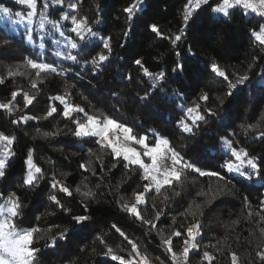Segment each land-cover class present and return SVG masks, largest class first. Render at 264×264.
Here are the masks:
<instances>
[{
  "label": "snow or ice",
  "instance_id": "obj_1",
  "mask_svg": "<svg viewBox=\"0 0 264 264\" xmlns=\"http://www.w3.org/2000/svg\"><path fill=\"white\" fill-rule=\"evenodd\" d=\"M86 2L14 0L13 7L26 6L25 14L24 11H13V7L0 0V14L14 23L24 24V33L19 40L15 36L0 35V57H11L16 61L15 71L12 65H4L6 74L0 75V85L5 84L8 78L23 77L27 80L26 85L9 90L6 101H0V115L6 113L8 116L0 128L26 125L32 120L47 121L59 116L66 122L63 128L58 124L53 125V130L45 132L37 128L32 139L55 140L63 136L64 143L78 145L83 153L77 164L82 179L72 187L67 183L70 173H49L36 162L35 149L27 148L17 182L0 186V264H47V253L55 254L84 234L93 236L90 245L79 249V253L84 254L85 264L89 261L91 264H193L194 257L196 264H220L221 259L227 264H264V191H261L264 189V149L254 154L247 146V138L264 145V108L260 109L255 123L236 124L232 119V106L238 95H245L253 111L256 110L255 100H264V0H184L178 12L179 27L175 31L169 29L165 32L157 23L145 20L144 28L155 37L167 40L169 52H174L176 59L171 60L169 68L163 54L153 57L154 61L163 63V67L156 63L155 71L142 56L127 60L126 64L134 67L127 74L117 70L112 81L114 84L134 85L139 91L129 90L123 95L120 89L113 88V84H109L108 89H101L92 81L112 64L115 48L123 47L133 35L140 18L147 14L151 6L150 0H129L120 9L115 23L120 24L123 17V24H120L116 44L109 26L105 24L108 0H93L84 10ZM60 5L64 7H55ZM205 11L213 26L231 27L233 19L239 14V18L250 25L246 31L254 54L238 66H222L215 58L204 61V68L210 71L211 78L223 87L215 91L201 88L189 100L186 92L173 89L169 93L167 89L173 81L180 83L185 73L195 78L200 71V59L192 47L185 50L181 44L186 42L189 28ZM249 16L251 21L246 19ZM35 33L49 37L58 33L59 39L52 41L56 45L52 55L72 61L77 68V77L81 75L79 69L88 72L90 68L88 86L94 89L97 94L94 98L103 107L97 108L82 93L84 103L74 102L73 86L65 79L62 91L47 95L44 107L38 109L42 115L31 114L30 106L36 107L44 95L41 85L47 83V78L65 77L72 71V66L65 68L55 61L49 62L43 42L38 45L40 51L35 55L24 46L25 43L34 44ZM224 39L223 29L214 32L215 43ZM76 49L79 52L73 54ZM16 51L27 55L16 59ZM121 60L124 57L117 58L116 62ZM258 67L260 72L256 71ZM21 97L23 114L12 119L17 111H21ZM126 97L131 99V106L163 120L172 131L146 128L143 116L139 119L122 118L120 112L129 107ZM109 98L111 106L105 103ZM178 100L183 103H177ZM168 108L173 113L179 112L174 123L171 119L165 120ZM210 122L215 126L214 130L204 128ZM238 133L246 139H234ZM197 134L210 136V143L205 147L215 150L218 167H201L186 159V154L178 150L173 140L177 135L182 140H192ZM18 136L15 130L11 133L0 130V181L9 179V166L17 155L14 145ZM85 144L90 146L85 149ZM47 162L53 163L51 160ZM114 169H122L115 184L112 183ZM205 177L209 183L201 185L187 207L176 212L170 224L158 227L157 222L167 215V211L174 210V206L183 200L189 185L195 186ZM105 178L108 180L106 184ZM93 179L99 181L94 186ZM257 180L260 181V188L257 189L259 199L256 206L253 207L249 197H244L240 216L230 222H221L224 235L216 238L215 242L202 244L207 211L224 198L239 195L252 187ZM133 182L140 190L133 189L128 198L120 195ZM102 187L107 190L106 193L101 191ZM25 192H32L41 201L44 211L30 215L32 210L22 198ZM105 194L114 199H105L103 203L113 204L119 212L140 224L145 229V236L156 234L163 249V258L152 257L146 248H141L140 241L131 238L118 223H111L107 232L97 227L93 205L101 204ZM149 199L152 201L151 218L145 215ZM73 201L78 211L70 206ZM53 219L59 222L54 223ZM242 221L249 224L243 253L239 250L241 234L232 235L235 226ZM112 233L118 234L119 243L109 241ZM177 240L180 242L178 250Z\"/></svg>",
  "mask_w": 264,
  "mask_h": 264
},
{
  "label": "trees",
  "instance_id": "obj_2",
  "mask_svg": "<svg viewBox=\"0 0 264 264\" xmlns=\"http://www.w3.org/2000/svg\"><path fill=\"white\" fill-rule=\"evenodd\" d=\"M2 2L7 6L13 7L14 0H2ZM92 2L93 0H87V2L84 3V10H87L89 3ZM128 2L129 0H108L109 6L106 9L108 15L105 17V24L109 26V30L114 38V44H116V38L121 31L120 24H123V17L120 19V24H116L115 19L119 14L120 9ZM183 2L184 0H150L151 6L148 8L147 14L140 18L133 35L128 38L123 47L115 48L112 64L108 68L104 69L103 73L98 76V79L92 81L93 84L97 85V87L101 89H108V85L113 84V88L120 89L122 95L129 90L132 92L139 91V89L134 87V85L126 86L123 83L114 84L112 81V76L117 72V70H121L127 74L130 68L134 67L126 64V61L137 55L142 56L147 61V65L155 71L157 70L155 68V64L160 63L161 67H163V63L160 60L154 61L153 57H159L161 54H163V60H167L168 67L171 68V60L176 59V57L174 52H169V42L167 40H162L155 37L148 30H146L144 28V21L147 20L148 23H157L165 32H167L169 29L175 31L179 27L178 12ZM55 7L63 8L64 6L60 5ZM26 10V6L22 5H15L13 7V11H24L25 14ZM65 10L71 11L68 9ZM246 19L251 21V16L247 17ZM248 26L250 25L245 24V21L239 18V14L233 19L231 27L228 25L213 26L211 21L208 19L207 11L202 12L197 22L192 25L189 28V31L186 33V42L181 44V48L185 50L189 46L192 47L193 52L200 59V71L196 74L195 78L185 73L184 77L181 78V82H171L167 91L171 93L173 89H179L180 91L186 92L188 99L191 100L194 97V94L201 88L207 87L208 89L215 91L223 87V85L218 84L211 78V73L208 69L204 68L203 62L215 58L221 63L222 66H238L242 61H245L250 54H254L253 50L249 47V39L246 31ZM221 29H223L225 33V39L221 42L223 46H221V43H215L213 41L214 32L220 31ZM23 33V23H14L13 20H9L0 14V35L6 34L7 36H15L19 40ZM34 37V44L25 43L24 45L33 53V55L40 51L38 45L43 42L45 44V51L47 52V60L49 62L55 61L58 65H61L65 68L72 66V71L70 73H66L65 77L47 78V83L41 85L44 90V95L40 97V103L36 107L30 106L31 114L42 115L38 109L44 107V101L47 95H54L57 92L62 91L65 79L69 85L73 86L72 100L74 102L84 103L81 100L82 93L84 96H87L97 108L103 107L104 105L97 103V98H94L97 97L94 89H91L88 86V81L91 78L90 68L88 72H85L83 68L79 69L81 75L80 77H77V68L73 66L72 61H66L62 57L57 58L52 55L56 49V45L52 44V41L54 39H59L58 33L52 37L46 35L42 36L39 33H35ZM60 47L62 48L63 45L61 44ZM179 50L180 49H177V51ZM77 52H79V49L73 50V54H76ZM22 55H27V53H22L19 51L14 52L16 59H19ZM119 57H124V60H121L119 63H117L116 59ZM169 57H171V59H169ZM15 63L16 61L11 57H0V75L6 74L4 65H12L13 70L15 71ZM85 67L87 68L88 66ZM20 70L26 71L25 69ZM260 70L261 69L259 67L256 69L257 72H260ZM133 75L135 76V73H133ZM26 84L27 80L23 77H18L15 79L8 78L5 84L0 85V101H6L9 98V90L13 89L14 87H20ZM110 90L112 89H109V91ZM257 96H259V94H257ZM126 99L129 107L123 108L120 112L119 115L122 118L139 119L141 116H143L146 121V128L156 127L157 129L164 128L168 131H172L171 126L166 124L163 120H159L156 117H151L138 107L131 106V99L127 97ZM105 103L111 106L112 101L109 98L106 99ZM153 103L155 104L157 102L153 101ZM177 103H183V101L178 100ZM255 107L256 110L253 111L252 104L247 101L245 95H238L232 106V119L236 124L241 122L255 123L257 117L260 114V109L264 108V100L256 99ZM245 109H248V111H245ZM23 111L21 97V111H17L16 114L12 116V119H15L19 115L23 114ZM167 112L169 114L165 116V120L171 119L174 123V118L178 117L179 115L178 110L173 113L172 109L168 108ZM7 120L8 116L6 113L4 115H0V124H5ZM65 123L66 122L61 120L59 116H55L54 119H49L47 121L32 120L27 122L26 125H8L5 128H0V130L5 131L6 133H11L14 130L19 133L18 142L14 145V150L17 155L14 159H12L9 166V179L8 181H0V186L7 184L14 185L17 182L16 178L21 173L22 160L28 147H33L35 149L36 162L48 170L49 173L51 171H56L58 173H70V175L67 177L68 185L74 187L77 183H79L82 179V174L77 169V164L79 163L80 159L83 158V153L81 152V149L78 145H67L64 143L65 137L63 136L56 137L55 140H44L40 139L39 137L36 140L32 139V137L36 134L37 128H39L41 132H45L53 130V125L57 124L59 127L63 128ZM204 128L214 130L215 126L211 125L210 122L209 125H204ZM24 133H27V135H24ZM210 139L211 138L208 134H197V136L192 140H182L178 135L173 137L178 150H181L186 154V159H190L193 162L198 163V166L201 167H210L213 165L218 167V164L216 163L217 154L215 150L205 147V145L210 143ZM234 139L245 140L246 138L238 133V136L234 137ZM255 139L258 140L259 138ZM89 146L90 144H85L84 148L86 149ZM247 146L254 154H258L262 151V149H264V145L253 143L252 138H247ZM48 160H51L53 163H48ZM113 171L115 175L112 177V183L115 184L116 180L121 176L122 169H114ZM98 182L99 181L97 179H93V186ZM107 182L108 180L105 178L104 183L106 184ZM208 183L209 180L207 177H205L201 178L195 186L189 185V187L185 190L183 200L174 206V210L167 211V215L162 217L161 220L157 222L158 227L164 228L166 224H170L171 217L175 215L176 212L183 211V208L187 207L188 201L192 199V197L195 195V192L201 187V185L206 186ZM237 187L239 188V186ZM258 188H260L259 180H257L252 187L246 188L245 191L240 192L239 195L226 197L224 200L217 202L216 206L210 211H207L206 217L204 218L205 235L202 244H207L210 241L215 242L216 238L224 235L225 230L223 227H221V222H230L232 220H236L237 217L240 216L244 197H249L253 207H255L259 199L257 193ZM133 189L140 190L137 188L136 182H133L131 185L127 186L126 189L120 193V195L128 198ZM101 191L106 193L107 190L102 187ZM261 191H264V189H261ZM22 198L24 203L32 210L29 213L30 215H35L36 211H44L41 201L35 198L32 192L23 193ZM105 199L111 201L114 199V197L105 194V196L102 198L101 204L93 205V208L95 209L93 218L98 222L97 227L107 232L111 223H118V226L127 232L131 238L140 241L141 248H146L152 257L161 256V258H163V249L159 246L160 241L156 234L153 233L150 236H145V229H143L140 224L134 222L127 215L119 212V210L113 204L103 203V200ZM151 203L152 201L149 199V205L145 211L147 218H151ZM70 206L74 208V211L79 210L75 204V201H73ZM157 206L159 207V205ZM53 222L58 223L59 221L53 219ZM248 231V222L242 221L240 224L235 226V229L232 232L233 236H235L236 233L241 234V247L239 248L241 253H243L245 250L246 245L244 238L248 236ZM108 239L112 243L120 242L118 234L115 233L110 234ZM92 240V235L84 234L78 240L73 241L70 245L62 248L55 254H52L51 252L47 253L45 257L47 264H85L84 254H80L79 249L85 245H90ZM179 244L180 242L177 240V250L179 248ZM233 247L235 248L236 245L233 244ZM88 264H91V262L89 261ZM113 264H115V262H113ZM193 264H196L195 257L193 258ZM220 264H227V262L226 260L221 259Z\"/></svg>",
  "mask_w": 264,
  "mask_h": 264
}]
</instances>
